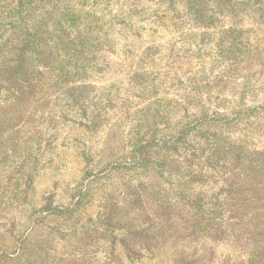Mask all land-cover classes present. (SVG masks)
Segmentation results:
<instances>
[{
    "label": "rangeland",
    "instance_id": "1",
    "mask_svg": "<svg viewBox=\"0 0 264 264\" xmlns=\"http://www.w3.org/2000/svg\"><path fill=\"white\" fill-rule=\"evenodd\" d=\"M22 1L0 264H264V0Z\"/></svg>",
    "mask_w": 264,
    "mask_h": 264
},
{
    "label": "trees",
    "instance_id": "2",
    "mask_svg": "<svg viewBox=\"0 0 264 264\" xmlns=\"http://www.w3.org/2000/svg\"><path fill=\"white\" fill-rule=\"evenodd\" d=\"M23 4H24V2L22 0H20L19 5L22 6ZM10 21H12V19H10ZM10 26L13 28L12 31L16 32L17 29L15 28V25L10 22Z\"/></svg>",
    "mask_w": 264,
    "mask_h": 264
}]
</instances>
